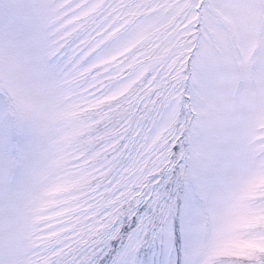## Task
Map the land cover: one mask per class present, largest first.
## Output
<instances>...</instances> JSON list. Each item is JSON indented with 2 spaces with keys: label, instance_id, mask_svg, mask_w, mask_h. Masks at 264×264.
<instances>
[{
  "label": "snow or ice",
  "instance_id": "snow-or-ice-1",
  "mask_svg": "<svg viewBox=\"0 0 264 264\" xmlns=\"http://www.w3.org/2000/svg\"><path fill=\"white\" fill-rule=\"evenodd\" d=\"M0 264H264V0H0Z\"/></svg>",
  "mask_w": 264,
  "mask_h": 264
}]
</instances>
